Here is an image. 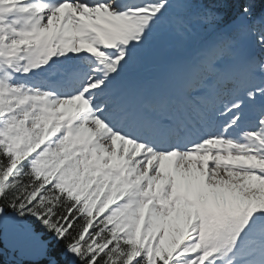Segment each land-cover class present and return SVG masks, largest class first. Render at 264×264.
I'll return each mask as SVG.
<instances>
[{
	"label": "snow or ice",
	"instance_id": "6c2138e0",
	"mask_svg": "<svg viewBox=\"0 0 264 264\" xmlns=\"http://www.w3.org/2000/svg\"><path fill=\"white\" fill-rule=\"evenodd\" d=\"M0 264H264V0H0Z\"/></svg>",
	"mask_w": 264,
	"mask_h": 264
}]
</instances>
